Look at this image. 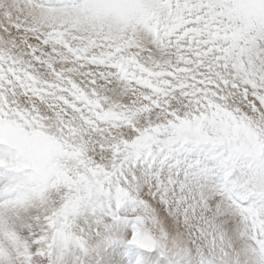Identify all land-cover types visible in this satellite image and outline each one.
Here are the masks:
<instances>
[{"label": "snow or ice", "instance_id": "snow-or-ice-1", "mask_svg": "<svg viewBox=\"0 0 264 264\" xmlns=\"http://www.w3.org/2000/svg\"><path fill=\"white\" fill-rule=\"evenodd\" d=\"M0 264H264V0H0Z\"/></svg>", "mask_w": 264, "mask_h": 264}]
</instances>
